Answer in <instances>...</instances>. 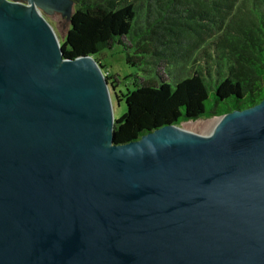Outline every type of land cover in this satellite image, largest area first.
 <instances>
[{
	"label": "water",
	"instance_id": "obj_1",
	"mask_svg": "<svg viewBox=\"0 0 264 264\" xmlns=\"http://www.w3.org/2000/svg\"><path fill=\"white\" fill-rule=\"evenodd\" d=\"M23 1L0 0V264H264V98L116 144L101 66L39 10L73 2Z\"/></svg>",
	"mask_w": 264,
	"mask_h": 264
},
{
	"label": "trees",
	"instance_id": "obj_2",
	"mask_svg": "<svg viewBox=\"0 0 264 264\" xmlns=\"http://www.w3.org/2000/svg\"><path fill=\"white\" fill-rule=\"evenodd\" d=\"M71 1L63 58L92 56L113 90L119 80L94 56L118 46L140 73L114 93L125 109L114 119L116 144L264 98V0Z\"/></svg>",
	"mask_w": 264,
	"mask_h": 264
},
{
	"label": "rangeland",
	"instance_id": "obj_3",
	"mask_svg": "<svg viewBox=\"0 0 264 264\" xmlns=\"http://www.w3.org/2000/svg\"><path fill=\"white\" fill-rule=\"evenodd\" d=\"M7 1L10 2L18 1V3L26 4V1L23 0H7ZM73 8L74 6H72V12H73ZM39 10L41 15L46 19L47 23H49L53 32L57 36L59 40L58 41L59 44H61L62 41H64L67 28L69 26V18L62 16L61 13L57 11H47L41 8H39ZM125 57L126 54L124 52V49L118 46H114L111 50L102 51L98 53L96 56H94L97 62L102 64L103 67L106 69L105 72H108L111 75L116 76L120 82L118 88L116 87L115 89L110 90L114 119L115 118L118 119L125 112L123 101L117 103L116 98L115 97L113 98L114 93L118 94L120 92L124 94L126 85L127 87L131 88L130 85H128L123 81V79L126 76H130L131 79L133 80L135 77H139L140 75L137 69L135 68L132 69L131 67L126 65ZM215 122H216V118L207 119V120L200 119L194 122H189V121L183 122L178 127L183 130H187L189 133L206 136L208 135L209 132H211L213 128L212 126H214ZM206 124H209L210 126L208 127Z\"/></svg>",
	"mask_w": 264,
	"mask_h": 264
},
{
	"label": "bare ground",
	"instance_id": "obj_4",
	"mask_svg": "<svg viewBox=\"0 0 264 264\" xmlns=\"http://www.w3.org/2000/svg\"><path fill=\"white\" fill-rule=\"evenodd\" d=\"M216 121H217V120H216ZM215 123H216V122H215ZM206 125H207L208 127L210 126L209 124H206ZM212 127H214V126H212ZM212 127H211V128H212Z\"/></svg>",
	"mask_w": 264,
	"mask_h": 264
}]
</instances>
